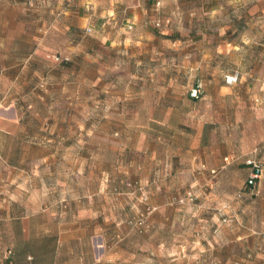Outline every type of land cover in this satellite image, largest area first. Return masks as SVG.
Masks as SVG:
<instances>
[{"label":"rangeland","instance_id":"374dc122","mask_svg":"<svg viewBox=\"0 0 264 264\" xmlns=\"http://www.w3.org/2000/svg\"><path fill=\"white\" fill-rule=\"evenodd\" d=\"M138 1L80 27L77 0H0V261L44 210L57 264H264L263 0Z\"/></svg>","mask_w":264,"mask_h":264},{"label":"crops","instance_id":"0c3cea01","mask_svg":"<svg viewBox=\"0 0 264 264\" xmlns=\"http://www.w3.org/2000/svg\"><path fill=\"white\" fill-rule=\"evenodd\" d=\"M77 2V16L73 15V13L70 14L75 24L80 27H84L85 25L92 26L93 24L102 26L105 19L114 18L116 8L117 11L118 9L125 10L128 6L133 5L137 7L140 4L138 0H77ZM258 4L264 9V0ZM126 21H130V18H126ZM19 124L18 115L11 106L10 112L0 115V131L18 136L17 133L20 132ZM21 136L23 138L27 137L26 134ZM49 214L50 212L44 210L40 212V215L46 216L47 219L41 221L39 225L34 224L35 218L33 214H22L20 216L8 215L11 221L16 220L17 223H20L18 240L22 246L17 245L8 248L9 255L5 260H1L0 264H37L36 258L38 256L46 260L44 264H57V259L61 257H58L56 249L59 248L61 240H63L62 235L64 231L60 226L52 227L49 221ZM35 238H39L40 240L45 239L46 241L53 240L54 245L53 247L49 245L41 246L40 252L34 253L31 251L30 243Z\"/></svg>","mask_w":264,"mask_h":264},{"label":"built area","instance_id":"2783aa9c","mask_svg":"<svg viewBox=\"0 0 264 264\" xmlns=\"http://www.w3.org/2000/svg\"><path fill=\"white\" fill-rule=\"evenodd\" d=\"M130 28V26H129ZM59 59V57H55ZM67 57L62 58V60H67ZM240 79V73L237 70L228 72L224 75V82L226 85H235ZM204 92V83L201 79H197L192 87L190 88V96L194 99L199 98ZM263 116H264V105H263ZM227 160V158H225ZM247 163L250 165V172L247 177L246 183L250 186L256 185L257 181L260 179L263 172V163L260 159L255 157L247 160Z\"/></svg>","mask_w":264,"mask_h":264}]
</instances>
